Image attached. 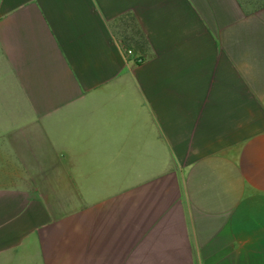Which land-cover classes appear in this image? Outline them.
I'll return each mask as SVG.
<instances>
[{
  "label": "crops",
  "instance_id": "0c3cea01",
  "mask_svg": "<svg viewBox=\"0 0 264 264\" xmlns=\"http://www.w3.org/2000/svg\"><path fill=\"white\" fill-rule=\"evenodd\" d=\"M0 159L75 185L0 184V264H264V0H0Z\"/></svg>",
  "mask_w": 264,
  "mask_h": 264
},
{
  "label": "rangeland",
  "instance_id": "374dc122",
  "mask_svg": "<svg viewBox=\"0 0 264 264\" xmlns=\"http://www.w3.org/2000/svg\"><path fill=\"white\" fill-rule=\"evenodd\" d=\"M147 159L146 171L147 175L153 176L159 172H166L173 169H178L186 162V159ZM138 159H132L131 170L136 172L138 169ZM57 159H0V184H12L17 186H25L27 183L34 184L38 191H42L47 198L52 200L53 203H61L60 198L68 199L67 195L62 196L54 195L57 188L73 187L75 186L72 179H65L66 177L60 176L58 171ZM29 172H34V180L30 181L27 177ZM135 173H132V175ZM107 175V173H103ZM132 176V181L135 177ZM72 176V173H71ZM148 176V177H149ZM67 177H70L68 172ZM52 192V194H50ZM37 198V197H36ZM25 259L20 260V264H25Z\"/></svg>",
  "mask_w": 264,
  "mask_h": 264
}]
</instances>
